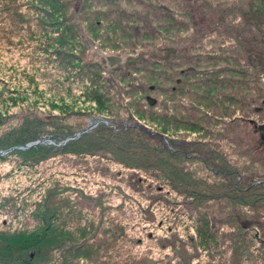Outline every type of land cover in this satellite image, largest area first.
I'll list each match as a JSON object with an SVG mask.
<instances>
[{"label":"trees","instance_id":"trees-1","mask_svg":"<svg viewBox=\"0 0 264 264\" xmlns=\"http://www.w3.org/2000/svg\"><path fill=\"white\" fill-rule=\"evenodd\" d=\"M193 1L34 0L35 3L33 2L32 6L35 9L55 13L56 18H60L59 24H64L66 34V37H62L63 40H66L67 36L68 39L77 40L81 37L85 39V42L94 43V38L90 37L87 31L100 28L105 22L106 26L113 30L122 29L123 33L116 37L115 47L118 48L117 50L128 47L130 50L128 52L137 57L124 66L118 67L119 78L127 84L115 83L117 86L115 95L109 91L107 96L101 89L103 85L100 84L99 92L96 88L97 81L92 80V84L88 86V94L91 100L98 101L102 107L105 106L108 98L116 96L119 100H115L117 105L124 107L127 111V122L126 124L120 122L118 111L114 113L108 110L110 112L108 116L104 117L97 113L95 117L88 120L85 127L67 136L64 141L66 144H63L60 149L52 151L44 141L29 148H15L8 153L22 157L25 162L37 164L57 152L76 154L69 148V144L78 143L82 146V149L77 150L78 154L107 159L130 170L128 177L130 184L135 190L141 192L147 201L141 205L143 212L153 214L152 210L156 204H178L186 207L192 205L199 224L186 240L176 237L181 244L185 245L189 242L195 251L200 252L201 247L205 249L210 242L217 245L215 234L217 227L211 220V217L215 219L214 210L217 208V211L220 210L222 214L219 220L226 226L220 232L223 237L222 243L229 239L230 243L235 245L234 264H241L243 260L247 262L250 258L253 261L252 264H258L260 257L255 252L256 247L253 242L255 238L264 239V215L261 212L264 209V183H254L264 180V174L256 168V162L259 161L256 155L261 156L262 164H264V150L258 146V143L248 145L243 139H239L236 144L240 148L241 157H249V160L242 158L241 163L238 161L236 163L226 158L225 153L218 151V141L213 138L203 139L200 134L202 131L210 135L215 134L214 129L204 125L205 122L213 125L214 121H220V131H223L222 139H226L225 133L237 127L234 126V120L240 119L254 129H256L254 124L264 122L262 119L257 123L255 119L249 117L250 112L264 114V107L260 111L255 110L256 107L261 106V100L264 98V86L261 85L264 84V40L261 37L263 42H259L260 39L256 38L252 32L250 36H246V32L251 29L246 30L242 24L237 29V35L245 55H242L241 63H238L239 69L225 67L217 70L215 68H209L208 71L199 70L197 64L205 68L213 67L217 59L221 58L216 53L210 52L207 60L211 65L200 63V60L196 64L191 60L190 51L194 45H190V19L197 33L202 34L206 30L202 26L207 22L210 23L208 32H212L215 27L227 23V15H231L233 7H222L220 0L214 5L210 0H201L200 4H195ZM256 1L258 0H248L245 4L244 0L236 7L245 25H250L251 21L255 27L260 28L253 15ZM122 2H130L132 7L128 9L122 5ZM138 6L145 8L140 10ZM0 7V18L9 17L10 14L5 16L3 13L4 9L6 10V0H0ZM209 10L217 18H211ZM113 13L118 14L116 20H109ZM41 18L39 17L38 20ZM122 18H128V20L121 25ZM154 20H157V23H153ZM160 27H164L167 33L163 38L164 41L158 43L155 39L151 41L153 36H162L163 31ZM70 31L72 32L69 33ZM247 38L251 45L248 46L249 48L244 42ZM147 45L151 46L150 52L157 51L163 55L164 63L154 56L151 59L143 58V55L147 53L138 51L136 48ZM161 65L162 68L159 69ZM133 70L140 71L141 76L138 77L141 80L134 77L136 75ZM228 72H235L240 77L234 79L235 77L229 76ZM192 73H203L209 76L195 80L191 94L194 95L196 102L191 103L194 115L193 119H190V74ZM101 74L99 77L102 76ZM134 78L138 81L135 82ZM157 86L172 95L179 92L182 96L180 95L178 99L170 96L169 99L166 98L160 103V107H156L158 99L152 94L142 92L145 89L154 91ZM228 88H231V91L225 92ZM232 88L236 89L233 91ZM252 91L254 92L250 93ZM130 93L136 95L131 97ZM125 94L128 96L125 97ZM147 96L155 99L153 105L148 103ZM258 101H260L259 105L256 103ZM231 107L240 111L239 116H233L235 114L232 113ZM99 119L118 120L121 125L116 129L96 125L83 131ZM251 120L255 121L251 122ZM33 131L25 127L17 129L12 133L13 138L10 139L7 136L2 139L5 144L0 146V150L16 146L24 147L27 143L42 137L49 138L45 135L44 129L41 134L33 133ZM190 132H197L195 139H188ZM76 133L74 138H70ZM97 152H101L102 155ZM121 153L127 156H122ZM191 158L196 159L204 167V171L211 169L219 178L209 179L206 175L192 172ZM216 158H222L223 165L216 163ZM69 188L71 187L62 186L60 182L54 181L53 185L49 186L37 199L29 202L33 206L30 214L35 220L32 228L17 225L13 229H0V264H77L82 258L86 259L87 264H117L110 261V254L106 255V258L100 254L108 252V249L113 246L110 236L96 237L97 233L110 232L109 230H112L110 227L93 224L90 225L91 228L83 226L85 229L80 230L79 236L63 229L66 219L73 221L78 216L75 202L73 207L69 205V201L73 199L71 197L66 199L63 195L70 190ZM79 192L81 194L79 197L93 200L94 205L99 208L101 219L109 214L111 209H119L123 205L122 202L117 206L105 202L102 200L105 194L102 193L97 197V195L83 193L82 190ZM5 199L7 203L13 201L12 206L14 203L17 204L15 208L9 209L10 212L15 210L16 215L21 209H29L27 201L23 200L22 204H18L13 197ZM3 206L4 203L0 202V210ZM207 209L210 210L211 215ZM188 217H190V211ZM110 220L113 223L114 219ZM3 222L6 224V221ZM112 228H114V240L118 238L115 236H123L125 229L123 226L114 222ZM93 230L94 234L89 236ZM250 230L254 233L250 234ZM255 232H258V237ZM73 237H78L80 240ZM162 240H165L164 246L174 243L169 237ZM179 250L182 251L181 248ZM187 251L190 252L187 248L183 250L184 253ZM215 251L217 252V247ZM246 254H248L247 257ZM242 255L245 257L243 258ZM185 256L184 264H191L187 261L192 260V255ZM145 259L121 264L154 263L147 262ZM262 261H264L263 258Z\"/></svg>","mask_w":264,"mask_h":264},{"label":"rangeland","instance_id":"rangeland-1","mask_svg":"<svg viewBox=\"0 0 264 264\" xmlns=\"http://www.w3.org/2000/svg\"><path fill=\"white\" fill-rule=\"evenodd\" d=\"M210 1L213 5L218 3V0ZM243 1L220 0L219 2L223 4L222 7H233V11L230 13L231 15H227V23L215 27L212 32H208L210 23L207 22L202 26L206 30L202 34L197 33L190 19V45H194L190 51L191 60L196 64L200 60V63L211 65L207 60V55L210 52L216 53L221 58L217 59L216 65L213 67L205 68L197 64L199 70L208 71L209 68L217 70L225 67L239 69L237 68L238 63H241L242 55H245L237 35V29L242 24L246 30L251 29L245 31L246 36H250L252 32L256 38L260 39L259 42H263L261 37L264 40V2L256 1L255 14H253L259 28L255 27L251 21L250 25L243 23L240 11L236 7ZM33 2L34 0H6V10L4 9L3 13L5 16L8 14L10 16L0 18V146L5 144L2 139L7 136L10 139L13 138V132L25 127V129L34 130L33 133L38 134L43 133L44 129L45 135L49 137L45 144L52 151L60 149L63 144H66L64 141L67 136L85 127L88 120L95 117L97 113L104 117L108 116L110 114L108 110H112L114 113L118 111L120 122L126 124L127 111L124 107L117 105L115 100L118 98L116 96H109V100L107 99L105 106L102 107L98 101L91 100L88 94V86L92 84V80L97 81L96 88L99 89V92L100 84L103 85L101 89L107 96L109 91L115 95L117 87L115 83L127 84L119 78L118 67L124 66L137 57L128 52L130 51L128 47L119 48L123 50H117L118 48L115 47L116 37L123 33L122 29L113 30L107 27L105 22V24L102 23V27L87 31V34L94 38V43L85 42V39L81 37L77 40L68 39L67 36V39L63 40L62 37H66V34L64 24H59L60 18H56L55 13L35 9L32 6ZM193 2L200 4L201 0ZM247 2L248 0H245V4ZM122 5L128 9L132 7L130 2H122ZM138 8L141 10L145 7L138 6ZM117 15V13H113L109 20H116ZM209 15L211 18H217L210 10ZM37 17H42V20H38ZM127 20L128 18H122L120 24H124ZM170 22L172 21L170 20ZM153 23H157V20H154ZM160 28L163 31L162 36H153L151 41L154 39L156 43L164 41L163 38L167 33L164 27ZM244 42L247 47L251 46L248 43L249 38ZM150 47L147 45L136 49L147 53L143 55V58L151 59L154 56L160 58L159 61L164 63L163 55L157 51L150 52ZM161 68L162 65L159 69ZM134 72L136 75L134 77L141 76L139 70ZM99 74L102 76L99 77ZM228 75L235 77L234 79L240 77L235 72H228ZM205 76L209 75L190 74V119H193L194 115L191 103L196 102L194 95L191 94L195 80ZM158 80L160 81L159 78ZM134 81L138 80L134 78ZM261 85L264 86V84ZM230 89H225V92H230ZM235 89L232 88L233 91ZM142 93L155 96L158 99L156 107H160V103L166 98L169 99L170 96H174L176 99L180 95L182 96L179 92L172 95L158 86L154 91L145 89ZM129 95L134 97L136 94L130 93ZM127 96L128 94H125V97ZM256 103L259 105L260 101ZM233 110L234 108H232V113L235 114L233 116H239L240 111ZM250 113L249 117L255 119L257 123L264 120V114ZM55 122L56 124H54ZM120 122L101 119L96 125H105L116 129L121 125ZM214 122L213 125L207 122L204 125L214 129L215 134L210 135V133L202 131L200 136L203 139L213 138L218 141V151L225 153V157L233 162L241 163L242 158L249 160V157H241L240 148L236 143L239 139H243L248 145L257 144L259 131L250 124L247 125L237 119L234 120L235 125L233 124L237 127L233 131L225 133L226 139H222L223 131H220V121ZM222 122L225 121L222 120ZM196 135L197 132H190L188 139H195ZM243 146L245 147V145ZM69 148L76 154L57 152L37 164H32L30 161L25 162L22 157L19 158L18 155L10 153L0 155V202L4 203L0 210V229H13L17 225L32 228L35 225V220L30 214V209L33 206L29 202L37 199L49 186L53 185L54 181H58L62 186L71 187L63 195L66 196V199L68 197L73 199V201H69V205L73 207L75 202V210L78 214L77 219L73 221L66 219L63 229L79 236L80 230L85 229L83 226L90 227L93 224L105 228L110 227L112 229L109 230L110 232L97 233L96 237L110 236L113 246L108 249V252L100 254L105 258L110 254L109 259L112 263H134L137 262L136 260L146 258L147 262L153 261V264H184L186 263L184 257L187 254V256L192 255V260L187 261L191 264H234L233 249L235 245H232L229 239L222 243L223 237L220 232L226 226L219 220L222 216L220 210L218 212L216 208L214 210V213L216 212L215 219L211 217L217 227L215 232L217 245L210 242L205 249L201 247V252L195 251L189 242L183 245L176 239L178 237L180 240H186L190 233H194L197 224H199L196 221V212L192 205L186 207L178 204H156L152 210L153 214L143 212L141 205L147 201L143 194L130 184L129 169L107 159L78 154L77 150L82 149L78 143L69 144ZM110 150L112 149L110 148ZM97 153L101 154V152ZM121 154L122 156L126 155ZM256 156L259 158V161L256 162L257 171L264 174L261 156L259 154ZM222 160V158H216L215 162L223 165ZM209 165L211 166V164ZM190 170L206 175L209 179L219 178L211 169L204 171V167L194 158L190 159ZM72 188L74 193H72ZM78 190H82L88 195H97V197L102 193L105 194L102 199L105 202L113 206L122 202L123 205L119 209H111L110 213L101 219L99 208L94 205L93 200L79 197L81 194ZM8 197H13L18 204H22L23 200L27 201L29 209H21L17 215L15 210L10 212L9 209L15 208L17 204L14 203L12 206L13 201L7 203L5 198ZM189 211L190 217H188ZM207 211L211 215L210 210L207 209ZM261 212L264 215V209ZM111 218L114 219L113 223ZM3 221H6V224ZM114 222L125 228L123 236H115L118 237L115 240L113 239L114 228H112ZM94 232V230L91 231L89 236ZM249 233L253 234L254 231L250 230ZM167 237L174 243L164 246L165 240L162 239ZM73 238L80 240L78 237ZM263 240L255 238L253 242L256 247L255 252L260 257L258 264H264L262 261V258L264 259ZM216 247L217 252L215 251ZM180 248L182 251L179 250ZM183 248L189 249L190 252L184 253ZM242 257L245 256L242 255ZM79 261L77 264H87L85 258ZM245 261L243 260L244 264L253 262L251 258L247 262Z\"/></svg>","mask_w":264,"mask_h":264},{"label":"water","instance_id":"water-1","mask_svg":"<svg viewBox=\"0 0 264 264\" xmlns=\"http://www.w3.org/2000/svg\"><path fill=\"white\" fill-rule=\"evenodd\" d=\"M151 89H153V87H151ZM147 101H148V103L150 105H153L155 103V99L153 97H150V96H147ZM263 107H264V98L261 100V106L256 107L255 110L256 111H260ZM100 120L101 119L97 120L93 124L88 125L83 131H87V130L91 129ZM251 122H253V120H251ZM258 129H259L258 146L261 147L262 149H264V122L258 125ZM76 135H77V133L74 134L73 136H71L70 138H74ZM46 140H47L46 137H42L40 139H37L35 141L27 143L24 147L16 146V147H11V148H9L7 150H0V154L2 155V154H5V153H8L9 151H11V150H13L15 148H29V147L35 146V145H37L39 143H42V142H44ZM260 182L264 183L263 180H258L254 184L260 183ZM256 237H257V235H256Z\"/></svg>","mask_w":264,"mask_h":264},{"label":"flooded vegetation","instance_id":"flooded-vegetation-1","mask_svg":"<svg viewBox=\"0 0 264 264\" xmlns=\"http://www.w3.org/2000/svg\"><path fill=\"white\" fill-rule=\"evenodd\" d=\"M258 125H259V124H256V125L254 124L256 130L259 131V129H258ZM260 148H261V147H260ZM261 149H262V148H261ZM262 150H264V149H262ZM263 181H264V180H263ZM260 183H261V182H260ZM262 183H263V182H262ZM255 235H257V237H258V232H255Z\"/></svg>","mask_w":264,"mask_h":264}]
</instances>
